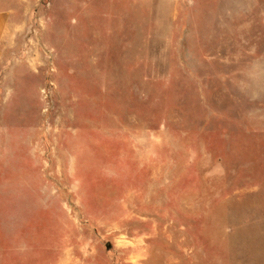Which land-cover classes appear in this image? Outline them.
Returning a JSON list of instances; mask_svg holds the SVG:
<instances>
[{
  "label": "rangeland",
  "instance_id": "rangeland-1",
  "mask_svg": "<svg viewBox=\"0 0 264 264\" xmlns=\"http://www.w3.org/2000/svg\"><path fill=\"white\" fill-rule=\"evenodd\" d=\"M0 4V264H264V0Z\"/></svg>",
  "mask_w": 264,
  "mask_h": 264
},
{
  "label": "crops",
  "instance_id": "crops-1",
  "mask_svg": "<svg viewBox=\"0 0 264 264\" xmlns=\"http://www.w3.org/2000/svg\"><path fill=\"white\" fill-rule=\"evenodd\" d=\"M11 15V11L0 4V50L8 31Z\"/></svg>",
  "mask_w": 264,
  "mask_h": 264
},
{
  "label": "water",
  "instance_id": "water-1",
  "mask_svg": "<svg viewBox=\"0 0 264 264\" xmlns=\"http://www.w3.org/2000/svg\"><path fill=\"white\" fill-rule=\"evenodd\" d=\"M111 247H112L111 244H108V245H107V248H108V249H111Z\"/></svg>",
  "mask_w": 264,
  "mask_h": 264
}]
</instances>
